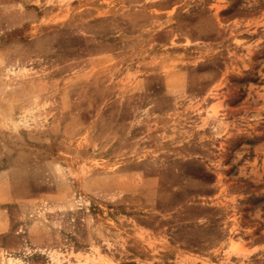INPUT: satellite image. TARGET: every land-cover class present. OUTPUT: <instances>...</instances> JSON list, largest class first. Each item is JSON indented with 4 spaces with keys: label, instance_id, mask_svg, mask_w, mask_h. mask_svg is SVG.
Returning a JSON list of instances; mask_svg holds the SVG:
<instances>
[{
    "label": "rangeland",
    "instance_id": "rangeland-1",
    "mask_svg": "<svg viewBox=\"0 0 264 264\" xmlns=\"http://www.w3.org/2000/svg\"><path fill=\"white\" fill-rule=\"evenodd\" d=\"M0 264H264V0H0Z\"/></svg>",
    "mask_w": 264,
    "mask_h": 264
},
{
    "label": "bare ground",
    "instance_id": "bare-ground-1",
    "mask_svg": "<svg viewBox=\"0 0 264 264\" xmlns=\"http://www.w3.org/2000/svg\"><path fill=\"white\" fill-rule=\"evenodd\" d=\"M236 245H237V243L233 244V245H232V249H235V248H237V246H236Z\"/></svg>",
    "mask_w": 264,
    "mask_h": 264
}]
</instances>
